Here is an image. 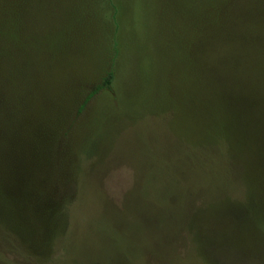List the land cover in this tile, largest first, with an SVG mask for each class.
Here are the masks:
<instances>
[{
  "label": "rangeland",
  "instance_id": "374dc122",
  "mask_svg": "<svg viewBox=\"0 0 264 264\" xmlns=\"http://www.w3.org/2000/svg\"><path fill=\"white\" fill-rule=\"evenodd\" d=\"M111 1L0 89V264H264V0Z\"/></svg>",
  "mask_w": 264,
  "mask_h": 264
},
{
  "label": "trees",
  "instance_id": "16d2710c",
  "mask_svg": "<svg viewBox=\"0 0 264 264\" xmlns=\"http://www.w3.org/2000/svg\"><path fill=\"white\" fill-rule=\"evenodd\" d=\"M81 0H71V2H77ZM61 3V2H70V0H0V89L4 88H13L18 84L19 76L24 72V69L29 66V57L36 56L39 60H41L44 65H47L54 57L55 51L54 45L51 43V37L59 38L57 45L58 47L64 45V48L67 46L66 39L68 38V42H73V40L69 39V35L67 32L66 24H59L57 29L53 31L48 28V24L50 21L51 14V3ZM85 7L84 9L74 11L73 21H80L77 23L78 25H83L84 28H87V31L92 27L93 23L96 21L99 16L94 10V4L97 0H84ZM111 2V4H110ZM109 7H113L116 11L115 4L111 0H107ZM66 4V3H65ZM235 5V4H234ZM233 5V6H234ZM239 6V5H237ZM59 20L58 21H66L72 15L71 12L67 8H60L56 5ZM65 7V6H64ZM79 7V6H78ZM241 7V6H240ZM232 21L237 20L236 12L230 9ZM117 12V11H116ZM34 14L33 19H30V16ZM52 16V14H51ZM219 15H215V17H219ZM36 17V18H35ZM62 17V18H61ZM242 17V11L239 15V19ZM54 20L56 17L52 16ZM110 19L115 21V28L119 25L117 23V17L114 13ZM219 19V18H218ZM28 21H38L41 23L40 33L32 35L29 33L30 27ZM70 21V20H68ZM213 22V21H211ZM107 27L108 32L111 33L110 27ZM75 29V27H74ZM71 32V31H70ZM113 35H117L116 29ZM47 38V39H46ZM114 41L116 37L113 36ZM75 41V40H74ZM86 42V41H84ZM79 43V42H78ZM87 43V42H86ZM80 45V44H79ZM63 47V46H62ZM217 56L212 57H200L201 65L205 67L208 65L210 67L212 64L216 62ZM234 57V56H233ZM181 73V75H180ZM178 81L185 80L183 76H186L184 72V68L180 65ZM114 77L113 73H109L107 79L104 81V86H109Z\"/></svg>",
  "mask_w": 264,
  "mask_h": 264
}]
</instances>
